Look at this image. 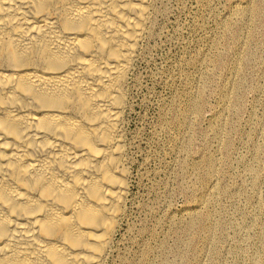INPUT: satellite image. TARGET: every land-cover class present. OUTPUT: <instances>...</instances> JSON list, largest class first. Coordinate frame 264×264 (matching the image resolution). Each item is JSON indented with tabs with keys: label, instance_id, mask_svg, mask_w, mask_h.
<instances>
[{
	"label": "bare ground",
	"instance_id": "1",
	"mask_svg": "<svg viewBox=\"0 0 264 264\" xmlns=\"http://www.w3.org/2000/svg\"><path fill=\"white\" fill-rule=\"evenodd\" d=\"M159 2L0 0V264H107L129 195L127 93L157 34ZM259 2L237 7L239 22L224 28L239 37L236 69L250 35L242 27L262 13ZM227 84L213 132L225 148L223 113L241 103L234 79ZM180 116L187 124L189 115ZM211 157L201 210L215 204L220 165ZM246 173L260 181L254 169ZM212 221L200 215L186 228L209 236Z\"/></svg>",
	"mask_w": 264,
	"mask_h": 264
},
{
	"label": "rangeland",
	"instance_id": "2",
	"mask_svg": "<svg viewBox=\"0 0 264 264\" xmlns=\"http://www.w3.org/2000/svg\"><path fill=\"white\" fill-rule=\"evenodd\" d=\"M256 1L160 0L157 34L128 88L129 195L107 264H216L218 255V264H253L254 255L264 264V1H257L263 14L254 26L242 27L250 35L238 69L239 37L224 32L239 22L237 7ZM232 79L241 103L223 113L225 148L213 132L221 91ZM211 156L220 165L210 195L215 204L201 210L196 201L211 190L205 166ZM247 168L260 180L255 185ZM200 215L214 220L209 236L198 225L186 228Z\"/></svg>",
	"mask_w": 264,
	"mask_h": 264
}]
</instances>
